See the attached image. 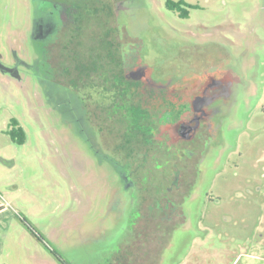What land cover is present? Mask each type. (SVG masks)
<instances>
[{
	"label": "flooded vegetation",
	"instance_id": "1",
	"mask_svg": "<svg viewBox=\"0 0 264 264\" xmlns=\"http://www.w3.org/2000/svg\"><path fill=\"white\" fill-rule=\"evenodd\" d=\"M30 1V38L62 86L60 105L74 97L85 142L117 177L108 218L126 228L110 264H158L181 227L207 237V225L224 223L243 229L238 238L264 236V143L245 157L250 122L231 124L250 84L244 36L203 44L151 24L153 0ZM166 1L179 18L196 7Z\"/></svg>",
	"mask_w": 264,
	"mask_h": 264
},
{
	"label": "rangeland",
	"instance_id": "2",
	"mask_svg": "<svg viewBox=\"0 0 264 264\" xmlns=\"http://www.w3.org/2000/svg\"><path fill=\"white\" fill-rule=\"evenodd\" d=\"M185 1L196 7L182 19L166 10L165 0H153L159 13H151V24L159 20L175 33L196 35L203 44L244 36L243 45H250L248 52L244 47L247 66L242 71L249 89L231 124L250 122L243 151L252 157L264 143L261 0ZM33 9L30 0H0V264H62L52 251L69 264H110L118 248L116 233L126 228L108 218L117 177L85 142L74 97L60 105L67 99L61 96L62 86L49 79L43 44L30 38ZM12 119L26 131L25 144L7 134ZM223 170L233 176L238 168L230 162ZM229 185L235 181H219L214 187ZM207 226V237L196 226L181 227L158 264H264L261 232L247 239L236 237L245 236L235 225Z\"/></svg>",
	"mask_w": 264,
	"mask_h": 264
},
{
	"label": "trees",
	"instance_id": "3",
	"mask_svg": "<svg viewBox=\"0 0 264 264\" xmlns=\"http://www.w3.org/2000/svg\"><path fill=\"white\" fill-rule=\"evenodd\" d=\"M182 4L181 1H174V0H167L166 1V7L168 9H171L173 11H175L174 6H178ZM189 16V11H183V13H180V17L181 18H188ZM7 134L11 137V139L18 143V144H25L26 140H27V136H26V131L23 129V127L20 125V123L15 120L12 119L11 120V124H10V129L7 131ZM21 221L33 232L34 230H32L30 223L25 219L20 217ZM35 234V236H37L39 239H41L42 241H44V239L42 238V236H40L39 234H36L35 231L33 232ZM53 254H55V256L60 260V262L62 264H69L67 261H65L63 259L62 256L59 255V253H57L56 251H52Z\"/></svg>",
	"mask_w": 264,
	"mask_h": 264
}]
</instances>
